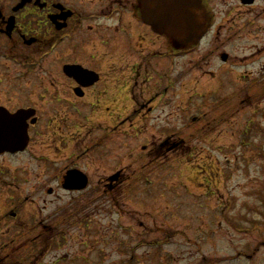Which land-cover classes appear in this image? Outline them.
<instances>
[{
  "label": "rangeland",
  "instance_id": "374dc122",
  "mask_svg": "<svg viewBox=\"0 0 264 264\" xmlns=\"http://www.w3.org/2000/svg\"><path fill=\"white\" fill-rule=\"evenodd\" d=\"M215 1L220 40L172 54L154 37L148 68L128 55L105 62L104 91L73 102L61 90V103L47 106L53 152L83 158L90 187L56 191L54 165L65 162L37 160V221L50 238L30 257L34 243L20 248L19 264H264V0L242 11ZM36 74L26 75V91ZM49 142H37V155L53 158ZM118 171L121 184L101 187ZM5 242L20 247L0 235V264H9Z\"/></svg>",
  "mask_w": 264,
  "mask_h": 264
},
{
  "label": "flooded vegetation",
  "instance_id": "af4514ba",
  "mask_svg": "<svg viewBox=\"0 0 264 264\" xmlns=\"http://www.w3.org/2000/svg\"><path fill=\"white\" fill-rule=\"evenodd\" d=\"M235 1L239 11L252 9L257 2ZM21 2L0 0V222L6 229L0 235L12 243L17 240L20 246L15 249L5 242L3 252L9 264L20 263L18 252L26 243H34L30 257L37 253V241L50 238L48 233L41 231L43 221H37V160L65 162L60 168L54 165L57 171L54 167L52 170L56 172V176L52 175L56 191L80 195L90 187V178L80 167L83 158L77 157L75 152L64 155L53 152L57 143L52 144L46 132L52 116L47 106L61 103V90L67 92L73 102L83 101L89 93L104 91L109 78L104 74L105 62L120 65L122 58L128 55L144 61L148 68L153 59L154 37L164 39L142 21L138 0H25L19 9ZM215 2L199 0V23L205 25L199 45L204 40L209 43L220 40L224 30L223 25H215ZM166 44L172 54L183 52L172 49L167 41ZM81 57L85 63H80ZM73 58L79 62H73ZM89 61L98 67L89 65ZM12 67H17L18 72H12ZM66 67L68 72L64 71ZM37 71L40 77L37 79L36 74L26 91V75ZM140 76L142 74L137 75ZM131 77L120 74L117 80L130 82ZM142 77L144 82L149 81V76ZM60 80L65 81L67 87L58 85ZM129 87L127 84L120 88L128 92ZM158 97L163 98L162 95L155 98ZM153 102L148 101L147 106ZM45 139L50 141L46 151L53 158L37 155V142ZM26 157L36 163V168L25 169ZM72 158L76 161L70 165ZM69 171L74 177L85 175L87 188L65 189L64 178ZM121 181L118 171L99 182L105 190L112 191ZM72 183L75 182L71 178L69 187ZM31 184L33 186L26 192ZM38 190L41 197L55 194L50 186L46 190L39 186ZM78 213L76 210L77 218Z\"/></svg>",
  "mask_w": 264,
  "mask_h": 264
},
{
  "label": "water",
  "instance_id": "95a60500",
  "mask_svg": "<svg viewBox=\"0 0 264 264\" xmlns=\"http://www.w3.org/2000/svg\"><path fill=\"white\" fill-rule=\"evenodd\" d=\"M252 4L253 0H247ZM25 0H22L19 7L22 8ZM141 19L151 27L154 33L164 36L175 50H186L199 41L205 25L199 23V0H138ZM226 56H222V61ZM67 67L64 69L65 72ZM67 173L64 188L81 190L87 185L84 176H77ZM72 187H69L70 179Z\"/></svg>",
  "mask_w": 264,
  "mask_h": 264
}]
</instances>
